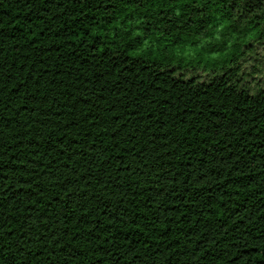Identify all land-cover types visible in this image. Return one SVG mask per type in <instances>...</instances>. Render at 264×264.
Instances as JSON below:
<instances>
[{"label": "trees", "instance_id": "16d2710c", "mask_svg": "<svg viewBox=\"0 0 264 264\" xmlns=\"http://www.w3.org/2000/svg\"><path fill=\"white\" fill-rule=\"evenodd\" d=\"M262 48L264 0H0V264H264Z\"/></svg>", "mask_w": 264, "mask_h": 264}, {"label": "rangeland", "instance_id": "374dc122", "mask_svg": "<svg viewBox=\"0 0 264 264\" xmlns=\"http://www.w3.org/2000/svg\"><path fill=\"white\" fill-rule=\"evenodd\" d=\"M257 58L259 59V61L253 62V60H252L251 64H257L259 67L262 68V73L260 75H258V78H259V76H263L261 79V82H264V49L263 48L259 51ZM258 78L256 80H258Z\"/></svg>", "mask_w": 264, "mask_h": 264}]
</instances>
